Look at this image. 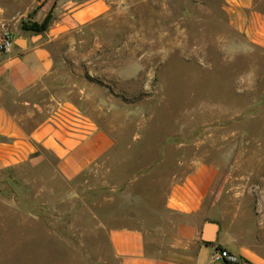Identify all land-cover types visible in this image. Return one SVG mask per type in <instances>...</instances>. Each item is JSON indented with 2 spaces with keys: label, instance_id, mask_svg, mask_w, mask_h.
Masks as SVG:
<instances>
[{
  "label": "rangeland",
  "instance_id": "obj_1",
  "mask_svg": "<svg viewBox=\"0 0 264 264\" xmlns=\"http://www.w3.org/2000/svg\"><path fill=\"white\" fill-rule=\"evenodd\" d=\"M105 2L52 53L66 95L118 146L71 182L1 170L0 264H118L108 224L161 201L193 161H221L264 194V49L229 25L226 0Z\"/></svg>",
  "mask_w": 264,
  "mask_h": 264
},
{
  "label": "crops",
  "instance_id": "obj_2",
  "mask_svg": "<svg viewBox=\"0 0 264 264\" xmlns=\"http://www.w3.org/2000/svg\"><path fill=\"white\" fill-rule=\"evenodd\" d=\"M13 1L16 9H0V37L13 39L0 52V171L41 168L71 182L109 159L118 143L66 95L72 89L58 81L52 45L101 17L106 2ZM225 11L248 44L264 49V0H226ZM48 14L45 32L20 29L23 19L41 23ZM239 182L221 161H193L172 173L161 201L150 194L143 208L108 224L118 264H224L211 261L216 248L237 255L238 264H264V194Z\"/></svg>",
  "mask_w": 264,
  "mask_h": 264
},
{
  "label": "built area",
  "instance_id": "obj_3",
  "mask_svg": "<svg viewBox=\"0 0 264 264\" xmlns=\"http://www.w3.org/2000/svg\"><path fill=\"white\" fill-rule=\"evenodd\" d=\"M12 44H13V39L10 36V34L8 33L3 34L0 37V52L1 53L6 52ZM210 259L213 262H223L224 264H238L240 262V259L238 258L237 255L222 248H216L212 252Z\"/></svg>",
  "mask_w": 264,
  "mask_h": 264
},
{
  "label": "trees",
  "instance_id": "obj_4",
  "mask_svg": "<svg viewBox=\"0 0 264 264\" xmlns=\"http://www.w3.org/2000/svg\"><path fill=\"white\" fill-rule=\"evenodd\" d=\"M30 17L31 14L28 15V18ZM50 17V14H48L41 23L32 22L31 20L28 23L22 21L20 29L23 31L31 32L33 34H41L46 31L50 22Z\"/></svg>",
  "mask_w": 264,
  "mask_h": 264
},
{
  "label": "water",
  "instance_id": "obj_5",
  "mask_svg": "<svg viewBox=\"0 0 264 264\" xmlns=\"http://www.w3.org/2000/svg\"><path fill=\"white\" fill-rule=\"evenodd\" d=\"M19 42H20V41H16L15 44H16V45H19V44H20Z\"/></svg>",
  "mask_w": 264,
  "mask_h": 264
}]
</instances>
